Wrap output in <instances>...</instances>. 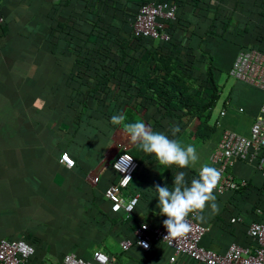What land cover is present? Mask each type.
I'll use <instances>...</instances> for the list:
<instances>
[{"label":"crops","instance_id":"1","mask_svg":"<svg viewBox=\"0 0 264 264\" xmlns=\"http://www.w3.org/2000/svg\"><path fill=\"white\" fill-rule=\"evenodd\" d=\"M134 1L0 0V238L22 237L31 243L29 264H63L67 252L90 259L94 250L107 254L110 264H202L183 254L169 261L171 249L159 241L142 249L134 243L132 228L138 222L163 226L166 217L160 214L154 186L171 187L180 171L189 183L197 178L223 128L248 133L263 92L231 77L228 82L227 71L240 47L264 48L261 0H199L196 13L194 2L182 0L178 13L183 24L173 32L178 49L171 54L172 65L186 78L196 77L193 86L202 91L209 57L218 86L214 103L200 114L184 109L166 112L152 100L142 99L137 79L142 70L153 73L148 68L152 55L140 60L142 56L132 51L124 57L94 51L100 42L111 43L107 36L126 35ZM142 42L153 48L162 40L145 37ZM89 45L93 50H85ZM127 60L135 66L130 67L135 76L126 86L127 98L120 85L105 100L84 104L75 98L80 82H91L102 66L115 76L125 75ZM221 73L226 75L223 83H219ZM79 89L85 86L80 84ZM202 95L204 103L206 95ZM117 114L125 116L124 123L142 120L184 146L193 145L199 161L184 169L160 165L128 141L123 124L110 123ZM176 124L181 130L172 136L170 129ZM122 150L137 161L130 181L121 189L126 197L137 195L127 219L123 212L110 211L103 195L105 187L117 180L111 163ZM61 152L72 158L71 167L58 160ZM254 164L235 160L230 165L232 175L246 186L214 193L218 213L206 209L204 221L198 220L205 227L200 239L204 247L217 253L230 243L252 249L246 227L264 218V176ZM231 217L240 220L231 222ZM123 239L130 241L125 250L119 244Z\"/></svg>","mask_w":264,"mask_h":264},{"label":"built area","instance_id":"2","mask_svg":"<svg viewBox=\"0 0 264 264\" xmlns=\"http://www.w3.org/2000/svg\"><path fill=\"white\" fill-rule=\"evenodd\" d=\"M176 4L173 1H149L140 5L130 20L132 35L149 37L156 40H167L168 34L164 30L165 22L174 19ZM3 16L0 12V28ZM227 75L247 85L258 88L263 92V99L249 126L247 134H241L229 128H223L219 139L210 154L208 166L218 169L221 173L220 182L215 189L216 194L227 191H236L246 186L242 179L235 178L229 171L230 165L235 160L252 162L255 168L264 176L262 160L264 156V53L256 48H245L237 51ZM129 157L132 158L129 161ZM58 160L66 167L73 165V160L66 152L59 154ZM112 168L117 172L115 182L110 183L103 191L104 197L110 203L113 212L122 211L129 215L137 202V195L124 196L121 189L126 187L136 168V161L127 151H119L113 158ZM201 168V167H200ZM197 171V177L199 175ZM92 182L96 178L91 179ZM255 211L261 214V208ZM239 217H231V222L239 221ZM188 222L191 230L184 237L165 238L167 230L164 226L149 227L140 223L133 231L134 242L142 249H147L150 242L159 241L171 249L169 261L174 256L183 254L195 262L202 264H264V218L252 220L246 227V234L253 243L252 249L230 243L222 253H217L204 247L200 239L205 232L195 214H190ZM120 248L125 250L130 241H120ZM147 245L145 247L144 245ZM33 245L24 238H0V264H29L33 254ZM63 264H110V258L100 250H94L90 259H85L72 252L62 256Z\"/></svg>","mask_w":264,"mask_h":264},{"label":"trees","instance_id":"3","mask_svg":"<svg viewBox=\"0 0 264 264\" xmlns=\"http://www.w3.org/2000/svg\"><path fill=\"white\" fill-rule=\"evenodd\" d=\"M87 1L89 4H93V0H87ZM149 1H165V0H136L133 2L132 16L135 14V12L137 11L140 5ZM168 1L175 2L176 11H175L174 19L165 22L164 30L165 32H167L169 36L167 40H162V42L158 44L156 47L147 48L142 42V39L145 37L132 35L131 30L129 28L126 29L128 31H126L125 36L118 38L116 37L110 38L109 36H107L106 39H111V43L107 44L105 42H100L98 43V46L94 49V51L101 54L118 53L119 57H124L125 54L132 51L136 54H139L140 57L142 56L140 60L141 59L144 60V57L147 56V54L152 55V60L148 62V68H151L153 70V73L149 72L150 74H146L148 71H144L143 74L142 73L143 70H142V72H139L140 78L137 79V81L141 85V88H143V90L139 94L141 95L142 99L152 100L155 104L163 107L166 112H170V110L172 109H178V110L184 109L185 111L191 114H200L202 110L208 109L210 106H212L215 99L217 98L218 86L216 84L215 76L213 73L214 67L211 58L207 57V64L205 66L204 74L201 77L202 80L206 83V85L204 86V90L198 91V88L200 86H198V88H195V86H193V82H195L196 77H192L190 75L191 76L190 78H186L184 72L179 71L174 65H172L173 61L170 58L171 54L175 53V51H177L178 49L177 47L178 43L173 39V32L174 30L177 31V29H180L183 24L178 13V9L183 1L182 0H168ZM188 1L194 2V11L195 13L198 12L199 9L195 7V3H198L199 0H188ZM107 4L109 3L105 4L106 8L108 9ZM259 7H260L259 13L263 15L264 0H261ZM110 8L111 10H115V8H113L111 5ZM261 33H262L261 36H264V32L261 31ZM92 48L93 46L89 45L88 49L85 50L90 51L93 50ZM245 48L247 47L246 46L240 47V49H245ZM258 50L264 53V48H258ZM131 59L133 58H130V60ZM130 60L124 61L125 63H127V66L129 68V70L128 68L127 70L125 69L126 71L125 75L115 76L109 71L107 66L105 67L102 66L101 68L96 70L95 76L91 77V79L93 78L91 82L87 81L84 78L85 81L82 80L80 84L85 86V89L80 91L79 89L80 84L78 83L79 84L78 87L75 88V94H74L75 98L83 99L84 104L86 101L90 99L105 100L112 97L111 95L114 94V92L111 89H114V86L116 87L118 85H120V87L119 86L118 87L124 91L122 92V94H124L123 97L126 96L127 98L129 96V92H126V88H127L126 86L128 85L131 76L132 75L135 76V69L134 71H131L132 67L135 68V66L130 65L129 63ZM151 63H155V65L152 67ZM144 68L145 67H143V69ZM160 69H162L164 72L161 73ZM79 74L81 75V73ZM81 78H83V76ZM114 79L116 80L115 85L112 84ZM88 82L90 83V85L88 84ZM121 84H124L125 86H121ZM203 93L204 95H206V99L204 103H202ZM136 166H137V161H136ZM117 212H122V211H116L113 213H117ZM127 217H129V215H127L125 219H127ZM139 224L140 223L138 222L136 225L133 226L132 233L135 227L138 226Z\"/></svg>","mask_w":264,"mask_h":264},{"label":"clouds","instance_id":"4","mask_svg":"<svg viewBox=\"0 0 264 264\" xmlns=\"http://www.w3.org/2000/svg\"><path fill=\"white\" fill-rule=\"evenodd\" d=\"M123 114L113 115L110 123L122 125L130 143L136 144L146 154L152 155L160 165L180 169L189 168L197 164L199 155L193 145H182L175 139H170L163 132L154 131L150 125L142 120L124 123ZM178 124L170 129L172 136L180 132ZM132 158L129 157V161ZM221 179L218 169L203 165L197 178L189 183L184 171L178 172L172 180L171 187L167 185H155L158 195V207L160 214L165 216L163 226L167 230L165 238L184 237L191 230L188 222L190 214H195V219L204 221L203 213L210 209L211 213L217 214L219 205L214 194ZM147 247V245H144Z\"/></svg>","mask_w":264,"mask_h":264},{"label":"rangeland","instance_id":"5","mask_svg":"<svg viewBox=\"0 0 264 264\" xmlns=\"http://www.w3.org/2000/svg\"><path fill=\"white\" fill-rule=\"evenodd\" d=\"M226 79V75L221 73V77H220V80H219V83H223V81ZM227 80L228 82L232 81L230 76H227Z\"/></svg>","mask_w":264,"mask_h":264}]
</instances>
